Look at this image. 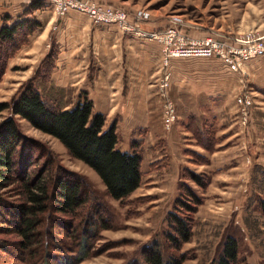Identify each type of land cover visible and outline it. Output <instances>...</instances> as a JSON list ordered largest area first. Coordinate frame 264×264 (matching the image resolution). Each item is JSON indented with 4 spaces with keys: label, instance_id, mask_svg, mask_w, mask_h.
Instances as JSON below:
<instances>
[{
    "label": "rangeland",
    "instance_id": "374dc122",
    "mask_svg": "<svg viewBox=\"0 0 264 264\" xmlns=\"http://www.w3.org/2000/svg\"><path fill=\"white\" fill-rule=\"evenodd\" d=\"M7 1L19 5L31 0ZM92 1L121 7L129 15L144 9L150 20L162 24L170 19L181 21L177 27L184 37L203 36L210 28L229 35L264 32V0ZM47 5L56 15L49 24L41 22L8 58L0 76V101H10L20 84L30 78L43 79L45 91L63 106H70L79 96L78 83H57L56 57L50 66L63 15L55 11L51 0H45V5L32 14L37 16ZM147 24L141 21V25ZM157 42L160 67L170 72L166 91L173 108L170 129L165 99L156 81L152 86L155 93L148 98L149 108L141 112L144 127H133L129 137L120 133L119 140L123 150H130L133 139L140 141L143 159L139 186L123 198L111 197L93 168L70 155L55 136L16 115L27 137L26 147L32 151L30 169L49 157L54 165L77 172L87 182L89 199L81 214L87 213L94 227L88 251L76 264H147L142 252L153 241L161 245L164 259L173 254L183 258L181 264H213L227 236L237 241L238 264H264V214L258 208V201L264 198V55L252 57L254 65H243L245 77L241 82L230 64L217 56L173 55L169 66L163 68L162 42ZM46 55L47 62L39 68ZM241 93L247 95L248 103H238ZM9 115L8 109L0 111V121ZM191 172L200 175L204 186L191 177ZM187 188L200 203L193 213L190 239L175 250L166 245V217L176 210L177 197L186 198ZM9 198L16 199L17 195ZM14 237V233H0V238ZM0 264L24 263L0 250Z\"/></svg>",
    "mask_w": 264,
    "mask_h": 264
},
{
    "label": "trees",
    "instance_id": "16d2710c",
    "mask_svg": "<svg viewBox=\"0 0 264 264\" xmlns=\"http://www.w3.org/2000/svg\"><path fill=\"white\" fill-rule=\"evenodd\" d=\"M44 5L45 0H31L17 17H0V76L8 58L41 26L32 13ZM47 55L39 68L47 62ZM55 57L56 52L51 67ZM44 84L41 78H30L20 84L10 101H0V111H10L0 121V233L16 234L14 238H0V250L24 264H76L88 251L94 227L87 213L81 214L89 199L87 182L77 172L54 165L49 157L30 169L32 151L26 147L27 137L16 115L55 136L70 155L93 168L115 199L139 186L143 152L136 139L131 141L130 150L117 145L116 122L104 126L105 115L93 110L86 90L66 107L45 91ZM191 177L204 186L200 175L191 172ZM186 190V198L177 197L176 210L166 217V245L175 250L190 239L193 213L200 203L192 190ZM11 195L17 198H9ZM258 208L264 214V198L258 201ZM75 251L78 254L72 253ZM142 256L147 264H181L183 259L173 254L164 259L161 245L154 241L143 249ZM237 257V241L227 236L213 264H238Z\"/></svg>",
    "mask_w": 264,
    "mask_h": 264
},
{
    "label": "crops",
    "instance_id": "0c3cea01",
    "mask_svg": "<svg viewBox=\"0 0 264 264\" xmlns=\"http://www.w3.org/2000/svg\"><path fill=\"white\" fill-rule=\"evenodd\" d=\"M26 4L0 0V17L3 14L15 17ZM44 8L36 15L45 25L56 14L48 10L50 5ZM49 15V20H43ZM62 17V31L55 39L56 81L78 83V92L87 91L93 110L105 115L104 126L116 122L119 146L120 133L129 137L133 127L145 125L141 112L149 108V99L155 93L152 86L161 70L160 44L122 31L116 24L95 22L75 9L67 10ZM254 62L251 59L245 66Z\"/></svg>",
    "mask_w": 264,
    "mask_h": 264
},
{
    "label": "built area",
    "instance_id": "2783aa9c",
    "mask_svg": "<svg viewBox=\"0 0 264 264\" xmlns=\"http://www.w3.org/2000/svg\"><path fill=\"white\" fill-rule=\"evenodd\" d=\"M54 9L59 15L65 14L68 9H77L85 12L93 21L116 24L122 31L135 33L141 38L154 39L162 42V64L167 67L170 56H217L228 62L238 74L239 80L244 82L243 65L252 57L264 55V32L255 34L247 31L241 34H224L217 29L200 37L183 36L177 24L181 21L170 19L166 24H160L150 20L149 13L144 9L136 10L132 15L121 7L110 6L92 0H51ZM141 21H147L151 28L141 25ZM186 24L191 25L190 22ZM169 66V65H168ZM162 69V68H161ZM170 79L168 69H162L157 79V88L165 99V112L167 113V127L171 126L173 114L172 103L167 97V86ZM239 104L248 103V97L241 93L237 97ZM245 115L246 109L243 108ZM246 119L245 116L243 118Z\"/></svg>",
    "mask_w": 264,
    "mask_h": 264
}]
</instances>
